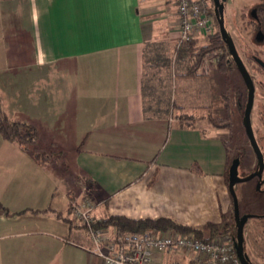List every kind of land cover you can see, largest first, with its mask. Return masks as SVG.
<instances>
[{"label":"crops","instance_id":"obj_1","mask_svg":"<svg viewBox=\"0 0 264 264\" xmlns=\"http://www.w3.org/2000/svg\"><path fill=\"white\" fill-rule=\"evenodd\" d=\"M141 1L0 0V69L18 93L14 115L3 106L10 118L36 123L41 141L60 152L41 166L19 146L7 149L14 160L0 182V264H104L81 246L90 244L84 228L49 210L17 213L66 216L70 196L87 190L97 219L169 216L200 226L232 209L224 139L184 111L195 85L182 84L177 99L172 77L173 114L145 111L153 99L142 91L143 48L166 36ZM7 16L21 21L7 26Z\"/></svg>","mask_w":264,"mask_h":264},{"label":"rangeland","instance_id":"obj_2","mask_svg":"<svg viewBox=\"0 0 264 264\" xmlns=\"http://www.w3.org/2000/svg\"><path fill=\"white\" fill-rule=\"evenodd\" d=\"M259 3L264 4V0H225L224 24L228 33L234 41L237 52L239 53L254 80V101L250 119L254 136L260 149L264 153V69L258 66V64H256L251 59L252 55H258L259 57L264 59V40L255 42L254 23L249 16L252 9L255 8ZM141 7L147 8V10H149L148 13L152 12L151 16L153 14V20H155V22H157L158 24L157 29L159 31L164 30L166 36L165 38L175 43L177 33L175 30L176 21L174 20H176L177 18H175V15L173 14L174 12H176L174 1L152 0L149 2L148 0H142ZM171 8H173V10ZM208 8L210 12H213L214 14L213 0L208 1ZM8 17L9 16L6 17L5 21H3V23L7 26L9 24L8 21H21V18L18 19L17 16H10V20H7ZM25 17V20L22 18L24 22L28 20L27 13ZM215 30L216 27L214 25V28L210 34H212ZM216 61V53L208 56L204 61V65L199 68V74H197L196 76H187L183 74L185 70L181 67L177 70L175 69L177 71V75L173 76V92L176 95L175 97L178 99L180 97V93L183 91V89L181 88L182 84L186 82H192L195 85L196 92L194 95H192V97L195 96V105L193 102H191L189 107H191L192 110L186 109L184 111L193 114L194 117L202 116V120L204 121H200L199 125L206 129V123H209L212 127H215L209 122L210 115L223 117L227 114L226 108L224 106V100H232L233 95L236 94L235 92L237 87H239V89L241 90V94L237 96V98L240 99L243 103L242 113H232L230 110H228L231 114V117L225 121V127L215 128L220 131V135L225 140L228 148L231 150L232 155L235 154L236 158L239 159L237 173L239 175H245L256 168L257 162L255 153L249 143L244 130V126L241 121V116L243 115L247 97V90L242 77L236 68L230 72V75L226 76L219 72L216 67ZM1 71L2 69H0V99H2V103L4 102V106H6L7 111L11 115H14L12 111L15 108V104H18V93L15 92V86L10 87V85L14 83L12 78L3 75ZM21 77L25 78V83H27V81H31L26 79L28 75H23ZM21 77L18 76V78L16 77L17 80H15L18 92ZM23 89L24 87L20 89V92L25 91ZM222 94H225V99L223 98ZM8 100L13 101L14 105L13 103H8ZM9 148H18V146L11 141L3 139L0 135V182L2 180H7L10 178L7 170L12 164L14 157L7 153V149ZM230 162L231 159H229V163ZM261 178V181H263L264 168ZM255 179H257L258 182L259 179L257 177H254L247 181L238 182L235 185V191L238 198L240 213H251L256 216L247 219V222L244 226V243L247 254L250 256L253 262L257 264H264V182H261L260 186H258L257 182L255 183ZM70 197L71 198L68 205L70 216L72 212V202L76 200H83L85 198L93 199L95 215L99 214V212L97 211L99 210L100 206L99 208L98 206H95L96 201L92 197V195H90L88 190L80 194L71 195ZM96 219L97 218H95V220ZM222 221H227L230 223L234 221L232 209L228 212V214ZM72 222V227L82 228L78 225L77 221L74 218ZM228 228V231H226L225 233L233 234L235 236V226V232L232 225L228 226ZM103 229L109 233L112 231V227ZM205 233H208V230H205ZM215 236L217 237V239L220 238L218 234L214 235L213 237ZM73 260L75 261L74 258Z\"/></svg>","mask_w":264,"mask_h":264},{"label":"trees","instance_id":"obj_3","mask_svg":"<svg viewBox=\"0 0 264 264\" xmlns=\"http://www.w3.org/2000/svg\"><path fill=\"white\" fill-rule=\"evenodd\" d=\"M254 9L256 15H253L252 12H250L249 16L254 23V40L255 42H259L260 40H264V4H257ZM213 17L216 30L212 34L208 33L204 36L183 41L178 47L175 45L176 42L173 43L171 40L167 39L146 42L143 48L142 91L144 96H149L153 99V105L145 107V111L152 112L153 115L173 114V110L177 106L172 97V77L177 75L176 70L180 67L185 70L183 74L187 76H196L199 74V68L204 65L205 59L208 56L213 55V53H216V67L219 72L228 76L233 69H237L235 62L228 51L227 45L222 40L214 14ZM251 59L264 69V65L262 64L264 63V59L258 55H252ZM166 69L169 70V73H166ZM166 81H168L170 85L169 92L165 90L166 85L164 84ZM235 93L236 94L233 95L232 100L225 99V94H222L225 99L224 106L227 114L223 117L210 115L209 122L213 126L218 128L225 127V121L231 117L228 110L232 113H242L243 103L237 98V96L241 94L239 87H237ZM175 116L180 120L187 121L191 119L187 114H176ZM241 117L243 118V115ZM0 135L3 139L11 141L21 149L25 150L38 165H54L60 158V152L56 150L55 147L41 141L40 130L36 123L29 119L9 117L4 109L2 99H0ZM225 145L229 169V166L236 155H232L226 142ZM229 159H231L230 163ZM87 182L89 183V188H93L92 181L87 180ZM0 208L4 209V206L0 204ZM48 210L62 221H65L69 227H72L73 219L70 216V211H68L66 216L53 208H25L17 213H41ZM78 225L82 227L80 224ZM230 225H232L235 232L234 221L231 223L227 221H221L218 223L208 221L203 225L195 226L179 222L169 216L131 218L123 214H109L103 218L96 219L94 222V226L97 227H112L116 237H124L127 234L172 230L185 234H193L195 237L204 240L211 239L216 234L222 235L228 231V226ZM205 230H208V233H205Z\"/></svg>","mask_w":264,"mask_h":264},{"label":"built area","instance_id":"obj_4","mask_svg":"<svg viewBox=\"0 0 264 264\" xmlns=\"http://www.w3.org/2000/svg\"><path fill=\"white\" fill-rule=\"evenodd\" d=\"M176 8V46L204 36L214 28L209 0H173ZM94 201L72 202L71 218L84 228L90 244L83 248L102 259L104 264H241L235 236L223 233L219 239H201L177 231H153L116 237L94 226Z\"/></svg>","mask_w":264,"mask_h":264},{"label":"water","instance_id":"obj_5","mask_svg":"<svg viewBox=\"0 0 264 264\" xmlns=\"http://www.w3.org/2000/svg\"><path fill=\"white\" fill-rule=\"evenodd\" d=\"M224 2L225 0H213V9H214V15L216 17L220 35L222 37V40L224 43L227 45L228 51L230 52L237 69L242 77V80L245 84L246 90H247V97H246V102L244 106V111H243V126L244 130L246 133V136L249 140V143L255 153L256 156V168L251 171L248 174L245 175H239L238 172V164H239V159L234 158L229 166L228 169V190L232 198V215H233V220H234V225L236 229L235 233V248H236V253L237 256L241 262V264H257L253 262L247 252L245 251V246H244V226L245 223L247 222V219L250 217H256L254 214L251 213H244L241 214L239 210V203H238V198L237 194L235 191V185L238 182L241 181H247L250 180L254 177H257L259 180L257 182V185L260 186L261 182V177H262V171L264 168V153L260 149L257 140L254 136L252 125H251V110L253 106V101H254V91H255V86L253 79L247 70L245 64L243 63L242 58L240 57L239 53L236 50L235 44L233 42L232 37L228 33L225 24H224ZM252 14L256 15L255 9H252ZM264 65V63H262Z\"/></svg>","mask_w":264,"mask_h":264},{"label":"flooded vegetation","instance_id":"obj_6","mask_svg":"<svg viewBox=\"0 0 264 264\" xmlns=\"http://www.w3.org/2000/svg\"><path fill=\"white\" fill-rule=\"evenodd\" d=\"M242 175V174H241ZM256 178V177H255ZM257 182V179H255V183ZM244 246H245V243H244ZM245 251H246V247H245ZM247 252V251H246ZM249 256V255H248ZM250 258V256H249ZM251 259V258H250Z\"/></svg>","mask_w":264,"mask_h":264}]
</instances>
